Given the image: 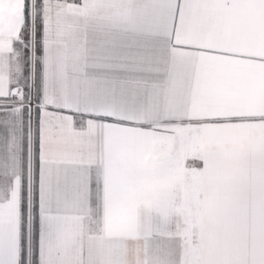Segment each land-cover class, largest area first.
<instances>
[{"label": "snow or ice", "instance_id": "snow-or-ice-1", "mask_svg": "<svg viewBox=\"0 0 264 264\" xmlns=\"http://www.w3.org/2000/svg\"><path fill=\"white\" fill-rule=\"evenodd\" d=\"M0 264H264V0H0Z\"/></svg>", "mask_w": 264, "mask_h": 264}]
</instances>
